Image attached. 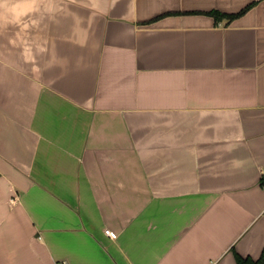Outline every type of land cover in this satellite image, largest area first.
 <instances>
[{
	"label": "crops",
	"instance_id": "0c3cea01",
	"mask_svg": "<svg viewBox=\"0 0 264 264\" xmlns=\"http://www.w3.org/2000/svg\"><path fill=\"white\" fill-rule=\"evenodd\" d=\"M262 179L264 0H0V264H264Z\"/></svg>",
	"mask_w": 264,
	"mask_h": 264
},
{
	"label": "trees",
	"instance_id": "16d2710c",
	"mask_svg": "<svg viewBox=\"0 0 264 264\" xmlns=\"http://www.w3.org/2000/svg\"><path fill=\"white\" fill-rule=\"evenodd\" d=\"M212 14L215 16L216 19H220L222 17L229 19L232 17V16H224V15L217 13V12H213ZM261 183L264 185V179H262ZM235 257H236V261L238 262V264H260V262L258 260L252 261L250 259H242L241 257H239L237 255Z\"/></svg>",
	"mask_w": 264,
	"mask_h": 264
},
{
	"label": "built area",
	"instance_id": "2783aa9c",
	"mask_svg": "<svg viewBox=\"0 0 264 264\" xmlns=\"http://www.w3.org/2000/svg\"><path fill=\"white\" fill-rule=\"evenodd\" d=\"M104 233L107 235V236H109L111 239H114V238H116V233L114 232V231H112V230H110V229H108V228H105L104 229ZM58 264H66L64 261H62V262H60V263H58Z\"/></svg>",
	"mask_w": 264,
	"mask_h": 264
}]
</instances>
